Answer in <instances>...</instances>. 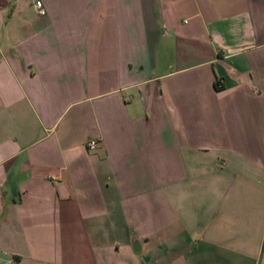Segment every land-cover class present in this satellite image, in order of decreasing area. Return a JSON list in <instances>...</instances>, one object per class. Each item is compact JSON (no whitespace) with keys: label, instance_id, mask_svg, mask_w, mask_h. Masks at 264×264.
Wrapping results in <instances>:
<instances>
[{"label":"crops","instance_id":"obj_1","mask_svg":"<svg viewBox=\"0 0 264 264\" xmlns=\"http://www.w3.org/2000/svg\"><path fill=\"white\" fill-rule=\"evenodd\" d=\"M40 1L0 0V264H264V0Z\"/></svg>","mask_w":264,"mask_h":264},{"label":"built area","instance_id":"obj_2","mask_svg":"<svg viewBox=\"0 0 264 264\" xmlns=\"http://www.w3.org/2000/svg\"><path fill=\"white\" fill-rule=\"evenodd\" d=\"M33 3H34L35 8L37 9V13L40 15L44 14V8L42 6L41 1L40 0H33ZM85 145H86V148L91 151V150L95 149L97 142L94 138H89L86 141Z\"/></svg>","mask_w":264,"mask_h":264},{"label":"trees","instance_id":"obj_3","mask_svg":"<svg viewBox=\"0 0 264 264\" xmlns=\"http://www.w3.org/2000/svg\"><path fill=\"white\" fill-rule=\"evenodd\" d=\"M214 86L217 87L216 84H214Z\"/></svg>","mask_w":264,"mask_h":264}]
</instances>
